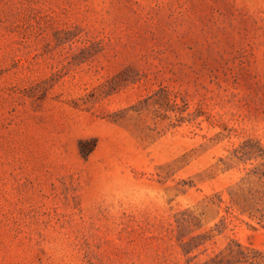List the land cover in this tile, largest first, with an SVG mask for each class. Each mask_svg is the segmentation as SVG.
I'll use <instances>...</instances> for the list:
<instances>
[{
  "label": "rangeland",
  "instance_id": "374dc122",
  "mask_svg": "<svg viewBox=\"0 0 264 264\" xmlns=\"http://www.w3.org/2000/svg\"><path fill=\"white\" fill-rule=\"evenodd\" d=\"M264 251V0H0V264Z\"/></svg>",
  "mask_w": 264,
  "mask_h": 264
},
{
  "label": "trees",
  "instance_id": "16d2710c",
  "mask_svg": "<svg viewBox=\"0 0 264 264\" xmlns=\"http://www.w3.org/2000/svg\"><path fill=\"white\" fill-rule=\"evenodd\" d=\"M202 264H264V251L233 242Z\"/></svg>",
  "mask_w": 264,
  "mask_h": 264
}]
</instances>
